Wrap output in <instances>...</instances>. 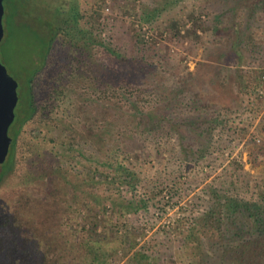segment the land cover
Here are the masks:
<instances>
[{
    "label": "rangeland",
    "instance_id": "rangeland-1",
    "mask_svg": "<svg viewBox=\"0 0 264 264\" xmlns=\"http://www.w3.org/2000/svg\"><path fill=\"white\" fill-rule=\"evenodd\" d=\"M78 2L80 12L84 16L80 26L94 32L104 44L95 52L96 58L115 69L117 76L122 80L128 81L134 87L158 89L160 93L177 97L188 118L196 114L191 108L192 86L201 96L205 94L204 91H209L212 107L207 110L205 105H202L201 109L217 111L223 115L220 119L224 120L231 116L236 117L240 128L237 131L216 129L210 147L212 154L206 160L192 162L182 154H178L177 158L176 155L172 157L164 152L163 155L153 157L151 161H145L142 169H135L137 176L140 175L141 178L135 188H118L101 180L104 175L103 166L96 172V180L91 179L94 167L98 165L96 159L87 161V158L83 157L79 161H67L68 158L63 157L61 141L71 139V129L83 136L85 125L84 119L76 117L73 105V110L67 115L66 110L71 107L66 99H54V116L63 124L54 129L37 123L31 134L33 138L29 139L26 159L18 169L23 171V180L27 179V190L35 195H43L52 179L50 172L43 170V167H46L44 161L59 162L65 170L70 171L61 186L67 195V203L64 206L74 213V227L86 223L88 225L94 218H97L99 223L102 221L101 216L97 215L98 209L101 208L98 206V197L104 198L121 190L127 197L144 198L146 209L127 216L115 211L113 218L110 217L107 223L114 237L120 240L121 235L126 233V226L129 229H139L144 234L138 249L143 248L155 258L160 252L171 249L174 256L164 264H187L191 259L189 248L179 250L177 247L186 242L190 225L204 212L203 207L196 205L198 197H208L203 193L206 188L216 190L219 186L217 176L222 174L224 181V167L230 161L244 163L246 170L250 168L245 144L255 137L258 143H261L260 139L263 140V150L258 157L264 160V131L263 135L259 136L256 131V127L264 122V12L243 11L241 6L238 8L235 0ZM4 5L5 35L1 43V61L11 77L26 85L33 73L44 63L49 35L43 23L29 16L30 13L21 2L4 0ZM253 19L256 20L248 26ZM240 21L243 22L240 28L244 31V39L246 38L247 42L251 39L256 45L252 55H246L244 60L230 54L234 40L238 37L234 32V24L238 25ZM136 24L147 27L151 39H146ZM243 45L240 49L247 51L248 48ZM56 62L52 64L55 65ZM219 66L240 78L225 81V85V82L212 77ZM198 68L199 74L194 78V72ZM189 81L192 90L182 92ZM92 96L94 97L93 94ZM81 99L72 95L76 107L84 104ZM26 103L25 100L24 105ZM88 111L95 132L109 129L114 147L129 148L131 152L138 149L134 146L133 133L129 132L127 121L118 116L108 120V115L97 106H92ZM183 131L191 135L186 124ZM170 160L172 162H169ZM26 161L39 162L40 165V169L28 175V178ZM69 162L71 163L68 164ZM220 163L222 165H219ZM18 190L19 188L13 196L1 199L0 207L9 203ZM95 196L98 203L93 202ZM102 210L107 212L106 215L114 213L112 208L103 206ZM71 231L73 230L66 226L60 229L61 234L70 241L73 239ZM117 240L108 242L106 248L118 247ZM120 263L123 264L124 261Z\"/></svg>",
    "mask_w": 264,
    "mask_h": 264
},
{
    "label": "trees",
    "instance_id": "trees-1",
    "mask_svg": "<svg viewBox=\"0 0 264 264\" xmlns=\"http://www.w3.org/2000/svg\"><path fill=\"white\" fill-rule=\"evenodd\" d=\"M235 1L243 11L264 12V0ZM83 19L78 0H72L69 19L65 23L68 29L61 28L66 37L58 63L45 71L41 87L43 106L38 115L33 111L32 116L37 117V123L56 129L62 121L54 116V99H66L70 103L67 115H70L73 105L76 117L84 119L85 132L82 136L70 128L71 139L61 141L60 146L67 161H79L83 157L87 161H98L92 180H96V172L103 166L101 180L118 188H135L141 179L135 169H142L145 161H151L164 152L177 158L178 154H182L192 162L206 160L212 154L210 147L216 129L237 131L240 128L236 117L224 120L220 119L223 116L221 113L207 111L212 107L209 91H204L201 96L192 86L191 108L199 114L188 118L177 97L160 93L158 89L134 87L122 80L115 69L96 58L95 52L104 44L94 32L80 26ZM254 20H246L250 21L248 26ZM242 24L241 21L238 25L234 24L238 37L230 52L240 60L252 55L256 47L251 39L248 42L244 39V31L240 28ZM52 43V40L49 41L48 47ZM242 45L248 48L247 51L240 49ZM215 71L212 77L222 82L240 78L220 66ZM198 74L199 68L193 77ZM35 75L36 71L29 78L31 83ZM190 81L182 92L192 90ZM72 95L82 98L84 104L76 107ZM86 105L88 109L92 106L103 109L108 120L118 116L127 121L129 132L133 133L134 146L138 149L131 152L129 148L114 147L109 129L96 133ZM202 105L207 110L201 109ZM185 124L191 135L184 133ZM256 131L257 136L263 135L264 122L256 127ZM260 142L255 137L245 144L249 156L247 163L250 164L248 170L244 163L230 161L224 167V181L222 174L218 175L216 190L206 188L203 193L208 197H198L196 205L203 207L204 212L190 225L186 242L177 247L179 250L189 248L191 259L187 264H216V260L218 264H264V160L258 157L263 150V140L260 139ZM44 165L43 170L50 172L52 179L43 195L30 193L26 179L18 185L17 195L0 207V264H121L122 261L123 264H164L174 256L171 249L155 255L157 258L143 248L138 249L144 234L139 229L126 226V233L121 235L120 240L114 237L107 221L113 218L115 211L127 216L147 208L144 198L127 197L121 190L116 192L118 194L98 197L100 203L96 201L97 196L93 198V202L101 207L97 212L101 216L100 223L94 218L88 225L74 227V213L64 206L67 195L61 186L70 171L56 161H44ZM26 169L28 178L40 169L39 162L26 161ZM103 206L112 208L114 213L106 215ZM64 226L73 230L70 233L72 241L61 234L60 229ZM116 240L118 247L106 248L108 242Z\"/></svg>",
    "mask_w": 264,
    "mask_h": 264
},
{
    "label": "flooded vegetation",
    "instance_id": "flooded-vegetation-1",
    "mask_svg": "<svg viewBox=\"0 0 264 264\" xmlns=\"http://www.w3.org/2000/svg\"><path fill=\"white\" fill-rule=\"evenodd\" d=\"M2 15L3 36L4 25ZM25 5L29 16L43 23L52 40L51 47H47L43 65L36 70V75L31 83L21 84L8 74V71L1 61L3 67L0 73V201L7 196H13L18 185L23 181L21 166L26 159V152L30 142L34 126L37 124V113L41 111L44 95L41 92L42 80L45 78L51 64L58 60L61 48L66 37L61 28L68 29L66 20L69 19V8L72 0H19ZM27 103L24 105V101ZM35 115L32 116V112ZM31 136V137H30ZM11 183V184H10ZM12 187V188H10Z\"/></svg>",
    "mask_w": 264,
    "mask_h": 264
},
{
    "label": "water",
    "instance_id": "water-1",
    "mask_svg": "<svg viewBox=\"0 0 264 264\" xmlns=\"http://www.w3.org/2000/svg\"><path fill=\"white\" fill-rule=\"evenodd\" d=\"M3 12H4L3 1L0 0V41H1L2 36H3V27L1 24ZM0 68L3 70V67L1 64H0ZM1 69H0V73L2 72Z\"/></svg>",
    "mask_w": 264,
    "mask_h": 264
},
{
    "label": "built area",
    "instance_id": "built-area-1",
    "mask_svg": "<svg viewBox=\"0 0 264 264\" xmlns=\"http://www.w3.org/2000/svg\"><path fill=\"white\" fill-rule=\"evenodd\" d=\"M107 10H109V8H107ZM136 27L138 28V30H140L143 33V35L145 36L146 39H151L150 38L151 33H150V31L148 30L147 27H145L143 25L140 26L138 24H136Z\"/></svg>",
    "mask_w": 264,
    "mask_h": 264
}]
</instances>
